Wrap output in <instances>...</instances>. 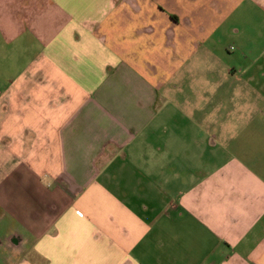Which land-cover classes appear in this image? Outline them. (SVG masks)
Listing matches in <instances>:
<instances>
[{"label":"crops","instance_id":"1","mask_svg":"<svg viewBox=\"0 0 264 264\" xmlns=\"http://www.w3.org/2000/svg\"><path fill=\"white\" fill-rule=\"evenodd\" d=\"M251 10L0 0V264H264L263 99L218 47Z\"/></svg>","mask_w":264,"mask_h":264},{"label":"rangeland","instance_id":"2","mask_svg":"<svg viewBox=\"0 0 264 264\" xmlns=\"http://www.w3.org/2000/svg\"><path fill=\"white\" fill-rule=\"evenodd\" d=\"M223 28L225 30H223L225 32L223 34V41L219 44V46L218 44H216L219 47V52L222 55V59H227V61H233V59H236V62H234V67L236 69L234 73L236 79H238L240 75H243L245 70H241L242 68L247 70L253 69L254 77L256 78L255 82L246 84L245 86L240 85L239 90L247 92L248 94H251L256 90V92L260 93L259 97L263 99L261 106L264 107V15L251 10L248 12V14H240L236 17H232V19ZM219 37H221V35L219 33H216L212 38V43L218 40ZM14 46V42L11 45H8V47L11 48L12 52L11 50L7 52V50L5 51L4 49H2L3 45H0L1 61H5L7 58L14 59ZM231 46H233L234 50L231 49ZM239 61H242L241 64ZM254 61L256 62V66L252 65ZM243 66H245V68ZM6 70L8 72L12 71L9 68H6ZM209 71L210 69L207 68V66H205L204 68H196L195 70H192L197 78L196 82H192V84L194 85L193 93L195 95H200L199 93H203V89H209L213 92V89H217L216 83L203 84L205 86L201 87V79L204 78V75L209 73ZM191 73H188V71L186 70H184L183 72V74L185 75H190ZM11 74L13 73H10V75ZM217 75L221 76V74L218 72ZM0 76H5V69L1 67ZM233 84L238 91V80ZM201 102H205L204 99H202ZM241 105L245 106L243 99L241 100Z\"/></svg>","mask_w":264,"mask_h":264},{"label":"built area","instance_id":"3","mask_svg":"<svg viewBox=\"0 0 264 264\" xmlns=\"http://www.w3.org/2000/svg\"><path fill=\"white\" fill-rule=\"evenodd\" d=\"M233 48V47H232Z\"/></svg>","mask_w":264,"mask_h":264}]
</instances>
